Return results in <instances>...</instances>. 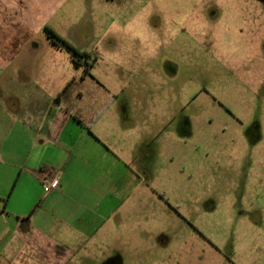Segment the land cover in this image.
Here are the masks:
<instances>
[{"label":"rangeland","instance_id":"374dc122","mask_svg":"<svg viewBox=\"0 0 264 264\" xmlns=\"http://www.w3.org/2000/svg\"><path fill=\"white\" fill-rule=\"evenodd\" d=\"M67 7L69 43L86 55L77 78L94 65L81 103L93 114L113 100L109 117L128 116L132 132L119 141L138 157L140 185L123 180L120 247L109 235L104 256L264 264V0Z\"/></svg>","mask_w":264,"mask_h":264},{"label":"crops","instance_id":"0c3cea01","mask_svg":"<svg viewBox=\"0 0 264 264\" xmlns=\"http://www.w3.org/2000/svg\"><path fill=\"white\" fill-rule=\"evenodd\" d=\"M69 1L0 0V264H123L104 256L106 239L120 247L138 157L119 141L132 132L128 116L109 117L113 100L93 114L81 103L93 69L77 78L74 50L50 32L74 40ZM41 173L57 189L45 192Z\"/></svg>","mask_w":264,"mask_h":264},{"label":"built area","instance_id":"2783aa9c","mask_svg":"<svg viewBox=\"0 0 264 264\" xmlns=\"http://www.w3.org/2000/svg\"><path fill=\"white\" fill-rule=\"evenodd\" d=\"M40 181L44 187L45 192L49 193L59 186V179L57 177H53L51 175L41 173L39 176Z\"/></svg>","mask_w":264,"mask_h":264},{"label":"trees","instance_id":"16d2710c","mask_svg":"<svg viewBox=\"0 0 264 264\" xmlns=\"http://www.w3.org/2000/svg\"><path fill=\"white\" fill-rule=\"evenodd\" d=\"M50 31V30H49ZM51 32V35L54 36V38L57 40V41H60L61 43L67 45V47L71 48L72 50H74L75 52V55H76V65H81V62L82 60L86 59V55L81 53L78 49L74 48L72 45H70L69 43H67L66 41H64L63 39H61L60 37H58L56 35L55 32L53 31H50Z\"/></svg>","mask_w":264,"mask_h":264},{"label":"flooded vegetation","instance_id":"af4514ba","mask_svg":"<svg viewBox=\"0 0 264 264\" xmlns=\"http://www.w3.org/2000/svg\"><path fill=\"white\" fill-rule=\"evenodd\" d=\"M84 60H85V59H84ZM86 63H87V60H86ZM93 66H94V65H93V64H90V62L88 61L87 66H86V67H88L87 69H92Z\"/></svg>","mask_w":264,"mask_h":264}]
</instances>
